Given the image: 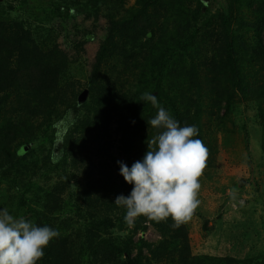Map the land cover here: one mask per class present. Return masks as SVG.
Listing matches in <instances>:
<instances>
[{
	"label": "trees",
	"instance_id": "obj_1",
	"mask_svg": "<svg viewBox=\"0 0 264 264\" xmlns=\"http://www.w3.org/2000/svg\"><path fill=\"white\" fill-rule=\"evenodd\" d=\"M59 1V10L65 13L58 22L67 16L80 19L78 39L70 47L64 44L68 36L59 24L34 34L0 7V187L9 191L33 187L39 160L27 150L48 123L67 121L68 130L76 134L67 143L54 144V152H44L49 153L46 160L62 156L59 166L72 176L78 196L64 205L63 186L57 183L41 193V207L30 211L29 220L60 233L39 264H264V254L257 260L195 255L185 224L173 229L171 218L156 223L141 216L131 228L124 222L125 209L114 204L118 195H129L133 187L120 175L117 161L131 168L142 160L148 150L145 141L158 131L147 123L157 109L140 101L144 92L156 95L181 126L196 125L199 136L194 138L203 134L205 95L210 98V113L219 114L225 105L224 122L217 123L222 131L227 122L234 124L244 100L264 113V0L248 3L257 7L253 42H238L235 37V4H240L236 0H208L220 12L206 24L205 0H136L130 15L120 20L126 0ZM166 3L170 12L163 24L152 10ZM88 21L94 24L83 31L81 26ZM99 21L104 27L98 31ZM105 32L106 38L100 40ZM142 39L151 44L137 52L128 50L129 44ZM84 61L88 72L82 82L73 77L72 67ZM88 103L91 108H86ZM262 141L264 148V128ZM204 144L209 150L206 166H211L219 143L209 137ZM2 191L0 208L19 216L11 208L14 197L1 199ZM66 206L78 216L79 227L58 218ZM149 225L162 240L139 246L136 235ZM207 225L208 221L206 230ZM144 250L150 253L146 259Z\"/></svg>",
	"mask_w": 264,
	"mask_h": 264
},
{
	"label": "rangeland",
	"instance_id": "obj_2",
	"mask_svg": "<svg viewBox=\"0 0 264 264\" xmlns=\"http://www.w3.org/2000/svg\"><path fill=\"white\" fill-rule=\"evenodd\" d=\"M237 1H240V4H235L233 19L235 37L238 42L256 41L252 26L258 23L254 14L257 7L255 5L248 7V3H255L258 0H236L235 2ZM205 2L208 3V9L207 15L202 19L204 24L217 17L220 12L216 4H211L208 0ZM1 4L5 6L0 7L8 16L22 22L25 29L31 30L34 34L38 29L49 30L51 25L56 23L60 25L61 33L68 36L64 43L67 47L78 39L76 33L80 22L79 17L67 16L62 24L57 21L61 13H65L64 9L59 10L61 6L59 0H0ZM135 5L136 0H126L118 20L129 16ZM152 11L153 16H161L160 23L165 24L164 16L170 12V7L166 3L163 8ZM92 12L93 10H89V13ZM238 15L242 20L238 18ZM93 24L92 21H88L87 25L81 26V29L84 31L87 26ZM95 25L98 31L104 27V23L100 21ZM61 26H64L66 30ZM105 36L106 32L99 35V39L104 40ZM150 44L146 39H142L137 43L129 44L128 50L137 52ZM72 68L73 77L84 82L88 72L86 61ZM128 88L129 86L126 85L121 90L126 92ZM202 103L204 106L201 119L203 134L199 139L209 142V137H212L216 138L219 144L215 161L211 166L204 168L199 178L201 188L197 199L200 204L191 218L184 223L189 231L193 254L257 260L264 254V148L262 141L264 113H260L249 100H244L242 104H239L238 113L233 118L234 124L227 122L226 130L222 131L217 123L224 122L222 118H224L225 105H222L223 109L218 114L215 110L213 113L209 112L208 107L211 108V106L208 96H204ZM91 107V103L86 105V108ZM63 122L48 123L42 137L35 144H31L27 150V154L39 160L40 171L32 177L33 187L30 190L13 189L11 191L7 187H0L3 190L1 199L14 197L12 210L27 219L30 218V211L41 207V196H43L41 193L51 189L57 183L63 186L64 205L78 196L75 194L72 176L68 171L65 174V169L59 166L58 162L62 156L51 155V159L46 160L49 153L44 154L48 149L54 152V144L67 143L75 137V132L72 129L68 130L67 121L65 125ZM114 140L118 141L116 134ZM57 216L61 221H67L79 227L80 220L73 209L71 211L66 206L58 212ZM30 221L34 222V219ZM206 221H208L207 230L204 229ZM161 240V234L152 225L148 226L146 232L141 231L136 235L139 246L156 244ZM138 251H135L134 255H137ZM143 254L145 259L146 256H150L147 250H144Z\"/></svg>",
	"mask_w": 264,
	"mask_h": 264
},
{
	"label": "clouds",
	"instance_id": "obj_3",
	"mask_svg": "<svg viewBox=\"0 0 264 264\" xmlns=\"http://www.w3.org/2000/svg\"><path fill=\"white\" fill-rule=\"evenodd\" d=\"M139 99L157 109L147 123L158 132L145 141L148 150L131 168L117 161L120 175L133 187L129 195H118L114 204L125 209L124 222L129 226L143 216L156 223L171 218V227L178 229L200 204L199 178L209 150L201 139L194 138L199 136L198 127L181 126L156 95L144 92ZM59 234L58 229L38 226L23 215L0 208V264H39Z\"/></svg>",
	"mask_w": 264,
	"mask_h": 264
},
{
	"label": "water",
	"instance_id": "obj_4",
	"mask_svg": "<svg viewBox=\"0 0 264 264\" xmlns=\"http://www.w3.org/2000/svg\"><path fill=\"white\" fill-rule=\"evenodd\" d=\"M86 95H87V93L86 94H84V97L83 98H85L86 97ZM83 96V95H82Z\"/></svg>",
	"mask_w": 264,
	"mask_h": 264
}]
</instances>
